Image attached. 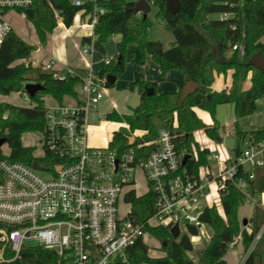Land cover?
I'll return each instance as SVG.
<instances>
[{
	"label": "trees",
	"instance_id": "trees-1",
	"mask_svg": "<svg viewBox=\"0 0 264 264\" xmlns=\"http://www.w3.org/2000/svg\"><path fill=\"white\" fill-rule=\"evenodd\" d=\"M157 7L156 18L165 22L166 28L174 35L175 42L169 48L160 40L148 37L152 25L149 17L144 18L131 11L134 0H101L99 6L106 12L100 15L95 27V35L99 41L106 43L109 37L121 34L118 54L110 57V63L101 71L100 77L105 79L107 87L115 82H108V75L119 77L125 72L127 47L136 43L144 57L150 54L159 64L162 75L179 69L184 74V84L196 81L202 90L190 95L183 104H179L181 90L174 94H158L156 83L142 82L144 93L140 103L133 108L132 114H120L116 110L107 113L106 119L123 123L119 131L114 132L109 146L119 152H126L137 145L158 139L162 130L175 134V145L181 154L190 155L186 164L181 167L187 174H198L200 167L208 165L211 151L201 149L195 141L194 132L205 130L206 134L216 139L220 136L217 124V113L220 105L234 104L237 117L253 114L264 95V73L249 61L257 53L264 56V0L244 2L237 1L234 7L226 5L233 0H181L178 12L172 13L167 8V0H149ZM80 11L82 18L94 14V6L78 7L72 0H34L31 7L23 10L27 19L32 22L42 45L47 42V35L58 26V16L63 17L67 27L73 25ZM225 11L235 12L234 17L222 20L213 18L215 14ZM91 20V19H89ZM235 26V28H233ZM92 37H85L83 43H90ZM243 46L233 50V46ZM36 49L32 45L11 32L0 47V96L13 92H23L25 84L40 83L43 90L31 99L30 106H21L0 101V139H6L10 149L8 158L32 164L37 161L41 165L51 167L58 160L46 151V157L39 159L34 148L25 146L22 136L25 132H44L46 128L47 107L44 97L51 95L57 102L63 103L66 96L77 97L78 77L59 78L56 72L37 67L32 63L19 61L28 60ZM233 70V81L229 89L214 91L212 89L215 74ZM78 73L81 71L77 70ZM251 75V86L244 88V83ZM154 88L155 93L148 94L147 89ZM200 108L209 112L214 120L213 125L206 124L195 112ZM143 131L136 143L130 139L136 131ZM254 136L256 140H264V127L249 132L239 129L235 132L236 146L234 156L238 157L242 150L243 140ZM132 143V144H130ZM197 148V158L192 153ZM155 147L145 148L143 153L150 154ZM5 158L0 147V161ZM241 181L246 184L245 191L239 187ZM264 192V165L255 166L248 171L242 165L237 166L233 179L225 181L220 189L221 204L224 216L216 205L206 206L200 220L212 229V236L205 248L200 251L198 261L189 256L194 251L191 237L199 234V228L188 224L178 239H175L169 227L151 226L147 221L156 211L155 195L147 192L137 195L131 191L126 201L131 204V218L135 223L143 225L144 233L156 238L164 252L163 256L151 257L150 247L141 236L128 250L130 262L134 264H227L225 255L232 243L242 234L245 252L248 253L244 264H264V208L254 204L250 218L251 232L242 229L239 219V208L249 199ZM5 264H58L57 255L41 247H27L22 258Z\"/></svg>",
	"mask_w": 264,
	"mask_h": 264
},
{
	"label": "built area",
	"instance_id": "built-area-1",
	"mask_svg": "<svg viewBox=\"0 0 264 264\" xmlns=\"http://www.w3.org/2000/svg\"><path fill=\"white\" fill-rule=\"evenodd\" d=\"M99 1L72 0L78 7L94 6V14L87 15L89 25L94 28L100 15L106 12ZM237 1L246 0L225 4L234 7ZM33 3L34 0H0V47L9 33L19 36L11 15L26 17L23 10ZM234 15L233 11H225L218 17L226 20ZM236 49L245 52L243 46L234 45L233 50ZM90 51V45L83 47L84 54ZM105 62L108 65L110 58ZM52 63L48 62L44 68L53 70ZM55 76L78 77L81 92L74 97V105L57 102L46 106V128L41 132L45 155L36 157L42 159L49 151L53 160H58L53 166L35 161L41 167L37 169L34 162L15 161L5 153L0 161V264L21 259L27 247L53 251L58 264H134L129 260L128 250L147 233L143 225L131 218L132 206L126 196L136 192L139 172L146 178L147 192L155 195L156 211L148 219V225L171 229L179 224L181 233L188 224L195 225L199 234L192 236L191 241L196 245L206 237L200 216L207 206L209 185L216 180L219 188H224L225 181L234 178L238 165L248 171L264 165V140H256L254 136L243 140L241 154L226 159L218 176L209 165L200 167L197 175L182 171L184 154L175 145L176 135L168 130H162L157 140L126 152L109 145H91L90 120L95 118L104 98V85L93 73H78L74 68H68L64 74L56 72ZM22 93L30 106L29 94L25 90ZM153 146L150 154L143 153ZM191 154L197 158L196 146ZM217 157L211 153L209 159ZM239 187L245 191V182L241 181ZM123 204L129 206L125 215L121 212Z\"/></svg>",
	"mask_w": 264,
	"mask_h": 264
},
{
	"label": "crops",
	"instance_id": "crops-1",
	"mask_svg": "<svg viewBox=\"0 0 264 264\" xmlns=\"http://www.w3.org/2000/svg\"><path fill=\"white\" fill-rule=\"evenodd\" d=\"M148 2L151 5V10L148 13L147 17L151 19V15L153 14L157 22H160L161 25L166 26L163 20L156 18L157 7L151 1L148 0ZM83 12L84 11L79 12L81 16L80 18L78 17L77 14L73 25L70 27H67L64 24L63 17H60L58 26L55 28V30L52 33H49L47 35V42L45 44L47 45V48L45 47V45L41 44L39 36L37 34L39 39V46L37 47L38 48L37 51L43 52V60L39 63L31 62L33 65L37 67L39 66L44 67L45 64L52 61L53 71L57 73L64 74L66 73L68 68H74L76 70L81 71V73H85L87 71L93 73V75L99 78L98 82L104 85L105 93L107 92L112 95L110 99L106 98L104 95L105 99L103 98L102 100L103 105H105L106 108H108L106 114L114 110H116L120 114H128V115L132 114L133 108L139 105L141 96L144 93L143 87L139 85V83L142 82L156 83V91L158 94H174V93H178L181 90V87L184 84L183 72L179 69H174L167 72L165 75H162L159 64H157V62L153 59V57L150 54H147L144 57L143 62H140L139 60L142 58V51L138 46V44L136 43H132L127 47L126 58H125V64H126L125 72L121 76L115 79V84L113 87H107L105 84V79L100 77V73L102 70H104L107 67L105 60L107 58L114 57L118 54L119 51L118 44L122 40V35L121 34L112 35L111 37H109L106 43L99 41L95 35V28L89 25L88 23L89 21L87 17L82 18ZM85 37H92V41L90 43H83V39ZM174 42L175 39L173 37L170 41L169 47H171ZM261 42L264 43V36L261 38ZM85 45L91 46V51L89 54L83 53V47ZM30 59L31 56L28 60H22L19 62L30 63L29 62ZM232 81H233V70H229L227 73H221V74L216 73L212 89L214 91H222L224 89H229L232 85ZM250 86H251V75H249V77L245 81L244 88L248 89ZM77 92L78 95L81 92L80 84H78L77 86ZM12 94L24 95L22 92H13L10 95L0 96V97H9ZM46 97H48V95L44 97L45 105H46ZM24 100H25L24 103H15V104L21 106H27L28 101L25 95H24ZM64 102L70 105H74L76 103V98L71 96H66L64 98ZM55 103H57V101L53 98V102L50 105ZM225 105L226 104L220 105L218 110ZM194 110L197 113V115L206 124L208 125L214 124V120L209 112L200 108H194ZM96 116H97V112L95 113V117ZM217 124L219 126V133L221 138H228V137L235 138V132L237 129L244 132H249L255 129L262 128V127H258V128H252L246 130L245 128L237 124L235 120H233L231 124L221 122L218 119V113H217ZM92 125L93 123L90 124L89 129L92 127ZM135 133L137 136L140 137H142L144 134V132L140 130L136 131ZM111 134L113 135L114 132H111ZM133 137L136 138V136ZM194 138L196 143L201 149L207 148L211 151V153H216V149L219 146L218 140L210 138L206 134L205 130L201 129L195 131ZM219 142H222V144L224 145L223 141H219ZM89 143L91 144L90 137H89ZM235 146H236V139H235ZM233 157L234 154L229 156L228 158H233ZM211 162H212V158L209 159V163H208L210 168L212 167ZM207 198L208 195L206 196V205L213 206L208 203ZM220 202H221V197H220ZM255 203H259L264 208V192L258 194L255 198H249L239 208V219L242 224L241 225L242 229H246L248 232H251L250 218L253 215V209ZM219 212L224 216V210L222 204ZM204 231L206 237L202 238L198 243V245L201 243L207 244L210 241V238L212 236V229L209 226L205 225ZM247 255L248 253L245 252L242 241V234H241L239 235L238 238H236L235 242L231 244L227 254L225 255V260L227 264H244Z\"/></svg>",
	"mask_w": 264,
	"mask_h": 264
},
{
	"label": "rangeland",
	"instance_id": "rangeland-1",
	"mask_svg": "<svg viewBox=\"0 0 264 264\" xmlns=\"http://www.w3.org/2000/svg\"><path fill=\"white\" fill-rule=\"evenodd\" d=\"M11 20L20 34L21 38L26 42L35 45L36 49L31 54L30 63H39L43 60V52L37 51V47L39 46V39L37 36V32L34 28L32 22H30L27 17L21 14H13L11 15ZM60 17L58 16V23L60 21ZM213 18H218V15L215 14L212 16ZM152 25L148 30V37L152 40H160L163 42L165 47H169L171 39L174 35L169 32L166 26L161 25L160 22L155 20L154 15H151ZM175 39V38H174ZM47 48V45H45ZM21 63V62H18ZM109 92V90H108ZM106 98H111L112 95L110 93H105ZM105 99V98H104ZM0 101L8 102V103H24V95L12 94L9 97H0ZM53 102V98L48 95L46 97V105H50ZM108 108L103 105V101L98 105L97 116L95 118L91 117L90 122L93 123L92 127L89 129V137L91 144L98 146H106L112 139L111 132L119 131L121 127L124 126L123 123L117 121H109L106 119V112ZM218 119L221 122H225L231 124L233 120L241 127L246 130L258 127H264V95L262 99L259 101L256 111L248 116L237 117L235 113V109L232 103H227L225 106L218 110ZM133 136L141 138L137 136L136 133H133ZM22 140L25 146L33 147L34 154L37 157H43L45 155V150L43 146V135L41 132H25L22 136ZM219 146L216 149V153L218 155L217 158H213L211 162V170L218 176L220 170L223 168L224 162L228 159L229 156L234 154V150L229 149L227 146L223 145L222 142H219ZM3 151L6 155L10 154L9 147L4 144L2 146ZM148 191V184L146 178L142 174V172L137 173V186L136 192L138 195H144ZM208 195L207 201L211 205H216L218 210L221 209L220 202V188L218 182L215 180L209 185V189L206 191V196ZM129 209L127 204H123L121 206L122 214H126ZM144 242L150 247L149 255L151 257H160L164 255L162 251V246L160 242L154 238L150 234L144 235ZM206 244L201 243L194 245V251L189 252V256L198 261L199 252L205 248Z\"/></svg>",
	"mask_w": 264,
	"mask_h": 264
},
{
	"label": "water",
	"instance_id": "water-1",
	"mask_svg": "<svg viewBox=\"0 0 264 264\" xmlns=\"http://www.w3.org/2000/svg\"><path fill=\"white\" fill-rule=\"evenodd\" d=\"M181 5H182L181 0H167V8L172 13L178 12L181 8ZM130 10L135 12V13L142 12L143 17L146 18L148 13L151 10V5L148 2V0H137V1H135L134 7H132ZM249 63L251 65L257 67L258 69H260L264 73V56L261 53H257L255 56H253L251 58V60L249 61ZM115 79H116V77L111 76V75H108V77H107L108 82H115ZM43 88H44L43 85H41L40 83H31L30 82V83H27L25 85L24 90L29 94L30 97H33L37 92L43 90ZM202 89H203L202 86L198 82L187 81L181 90L179 104L180 105L183 104V102L190 95H192L196 91L202 90ZM147 93L153 94V93H155V89L151 87V88L147 89ZM130 140L132 142L136 143L135 137L132 136ZM216 140L223 141L225 146H227L231 150H235V138H233V137L221 138L220 136H217ZM5 143H6V139H0V147H2ZM130 144H132V143H130ZM189 158H190V155H186L184 157V160L182 163L183 166L186 164V162ZM33 167L37 168V169L41 168L37 162L33 163ZM170 232L175 239H178L180 234H181L180 229H179V224H175L170 229Z\"/></svg>",
	"mask_w": 264,
	"mask_h": 264
}]
</instances>
